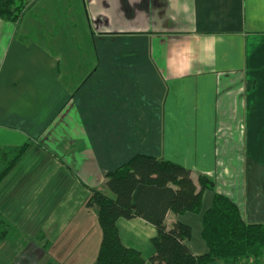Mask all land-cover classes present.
<instances>
[{
  "label": "crops",
  "instance_id": "1",
  "mask_svg": "<svg viewBox=\"0 0 264 264\" xmlns=\"http://www.w3.org/2000/svg\"><path fill=\"white\" fill-rule=\"evenodd\" d=\"M26 142L0 182V217L19 234L0 249L35 242L14 264H94L102 230L86 202L136 154L182 164L198 189L200 175L214 182L200 235L215 193L264 223V0H27L17 22L0 18V149ZM191 214L166 225L192 227ZM117 225L151 264L154 225Z\"/></svg>",
  "mask_w": 264,
  "mask_h": 264
},
{
  "label": "trees",
  "instance_id": "2",
  "mask_svg": "<svg viewBox=\"0 0 264 264\" xmlns=\"http://www.w3.org/2000/svg\"><path fill=\"white\" fill-rule=\"evenodd\" d=\"M25 5L19 0H0V18L17 22ZM31 142L0 149V182L28 152ZM198 189L191 171L180 163L148 154H136L106 175L108 193L94 190L86 205L98 210L102 239L94 264H145L142 253L126 247L120 237L119 218H142L154 225L151 242L155 253L151 264H264V223L247 222L237 205L227 196L215 193L212 205L202 216V238L207 251L195 255L187 241L192 227L176 221L168 228L166 216L201 212L203 191L214 182L200 175ZM15 226L0 217V245L8 237L19 236ZM42 264H58L52 259Z\"/></svg>",
  "mask_w": 264,
  "mask_h": 264
},
{
  "label": "rangeland",
  "instance_id": "3",
  "mask_svg": "<svg viewBox=\"0 0 264 264\" xmlns=\"http://www.w3.org/2000/svg\"><path fill=\"white\" fill-rule=\"evenodd\" d=\"M20 3H23L26 6L27 0H19ZM192 215V219H190L192 221V228H193V235H192V240L191 243L194 246L195 250H202V244L199 241H203L201 235L199 234V223H197L199 221L198 218V214H191ZM197 215V216H196ZM13 239H8V242H5V246H3L0 249V264H14L15 261H17V259H21L22 260V254H20V252L22 251V248H25L26 246H28L27 251L28 252H34V248H35V242H30L27 241V243H23L21 242L20 246H18V243L12 241ZM10 241V242H9ZM149 245L151 246L152 243L151 241L149 242ZM144 246H146L147 248V243L144 244ZM199 246L201 249H199ZM20 248V249H19ZM32 248V249H31ZM145 250V249H144ZM22 253V252H21ZM27 254V253H26ZM25 254V255H26ZM30 256V255H28ZM38 258L39 255H37ZM29 258V257H28ZM33 259L31 261H27L28 264H32V261H38V264H42L41 259Z\"/></svg>",
  "mask_w": 264,
  "mask_h": 264
}]
</instances>
